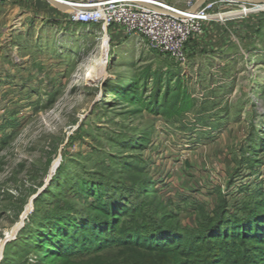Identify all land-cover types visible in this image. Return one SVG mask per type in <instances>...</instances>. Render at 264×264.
Returning <instances> with one entry per match:
<instances>
[{
	"label": "rangeland",
	"instance_id": "obj_1",
	"mask_svg": "<svg viewBox=\"0 0 264 264\" xmlns=\"http://www.w3.org/2000/svg\"><path fill=\"white\" fill-rule=\"evenodd\" d=\"M218 9L227 19L215 38L190 39L181 64L142 36H114L47 0H0V264L54 168L61 183L83 171L143 182L141 199L187 230L242 203L264 214V6ZM178 88L190 102L173 96ZM157 92L172 95L167 112L153 111ZM127 163L131 173L120 172ZM44 190L40 204L51 200ZM37 259L31 252L22 263Z\"/></svg>",
	"mask_w": 264,
	"mask_h": 264
},
{
	"label": "trees",
	"instance_id": "obj_2",
	"mask_svg": "<svg viewBox=\"0 0 264 264\" xmlns=\"http://www.w3.org/2000/svg\"><path fill=\"white\" fill-rule=\"evenodd\" d=\"M181 91L178 88L172 94L188 101ZM171 97L164 99L157 92L153 111L167 112ZM179 106L177 101L171 107ZM132 168L127 163L119 171L131 173ZM61 172L58 168L57 173ZM83 172L63 183L53 177L43 192L51 200L40 204L41 195L35 198L29 221L16 241L6 245L9 264H24L23 258L31 252L38 255V264L264 263V214L255 213L258 206L246 209L238 204V211L232 214L220 209L216 219L192 231L169 222L156 206L141 199L145 183ZM37 191L35 188L33 193ZM153 192L145 190L146 196Z\"/></svg>",
	"mask_w": 264,
	"mask_h": 264
},
{
	"label": "built area",
	"instance_id": "obj_3",
	"mask_svg": "<svg viewBox=\"0 0 264 264\" xmlns=\"http://www.w3.org/2000/svg\"><path fill=\"white\" fill-rule=\"evenodd\" d=\"M186 1L189 5L186 8L168 4V10H159L143 5L140 0H90L83 2L87 7L81 9L80 15L73 13V18L89 24H102L106 30L118 28L125 34L142 36L146 38L150 50L184 64L188 59L187 44L190 39L203 35L208 22L223 23L227 19L221 17L224 12L218 8L237 3L232 0H209L193 9L192 0Z\"/></svg>",
	"mask_w": 264,
	"mask_h": 264
},
{
	"label": "water",
	"instance_id": "obj_4",
	"mask_svg": "<svg viewBox=\"0 0 264 264\" xmlns=\"http://www.w3.org/2000/svg\"><path fill=\"white\" fill-rule=\"evenodd\" d=\"M54 8H56L58 11L62 12V13H66L69 12L70 7L75 6V7H79V8H85L87 7V4L83 3V2H69L66 0H47ZM209 1V0H197V2L193 5V9L199 7L201 4H203L204 2ZM235 1L237 3H242V4H250L253 6H258V5H263L264 4V0H232ZM140 2L150 8H154V9H159V10H165L162 9V7L157 6V5H152L151 3L145 1V0H140ZM176 14H179V12H176ZM56 169L54 168L53 172L51 171V173L48 175L47 180L45 181V183L38 189V191L33 195L32 199H31V204L30 206L32 207L33 205V201L35 200V198L45 189V187L47 186V184L49 183V181L52 179L54 173H55ZM27 212V213H26ZM23 220H22V224L20 225L19 229L16 232V235L18 234V232L20 231V229L25 225V219L28 216V213L30 212L29 210H26ZM5 242L3 245V250L5 248V245L8 242L7 237H5Z\"/></svg>",
	"mask_w": 264,
	"mask_h": 264
},
{
	"label": "bare ground",
	"instance_id": "obj_5",
	"mask_svg": "<svg viewBox=\"0 0 264 264\" xmlns=\"http://www.w3.org/2000/svg\"><path fill=\"white\" fill-rule=\"evenodd\" d=\"M67 1V0H66ZM69 2H71V1H69ZM149 2V1H148ZM149 3H151V2H149ZM152 5H155V4H153V3H151ZM169 5L167 4V7H168ZM263 6H264V4H263ZM81 9H83V8H79V7H75V6H72V7H70V10H69V13H74V14H77V15H80V13H81ZM162 9H165V8H162ZM165 10H168V9H165ZM222 15V14H221ZM222 18H224L223 16H221ZM108 46H109V38H108V35H106V39H105V43H104V45H103V48H102V53H101V57L93 64V66L95 67V68H102L103 66H104V63H105V49H106V52H107V49H108ZM20 225L21 224H18L17 226H16V228H17V230L19 229V227H20ZM17 232V231H16ZM15 232V233H16ZM8 239V238H7ZM6 240V239H5ZM2 252H3V249H2ZM1 254V253H0Z\"/></svg>",
	"mask_w": 264,
	"mask_h": 264
},
{
	"label": "crops",
	"instance_id": "obj_6",
	"mask_svg": "<svg viewBox=\"0 0 264 264\" xmlns=\"http://www.w3.org/2000/svg\"><path fill=\"white\" fill-rule=\"evenodd\" d=\"M223 24L224 23H221V22H208L206 24V32L204 34V37L202 36L203 41H201V42L208 41L209 43H211L212 41H210V40L215 38L217 31H218V28H220V26H223ZM116 31H120V30H118V28L117 29L114 28L112 30L114 36L118 34Z\"/></svg>",
	"mask_w": 264,
	"mask_h": 264
}]
</instances>
